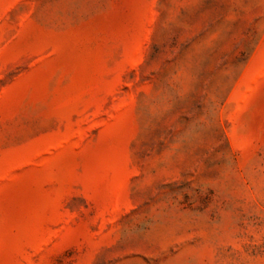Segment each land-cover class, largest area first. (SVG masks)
I'll return each instance as SVG.
<instances>
[{
	"label": "rangeland",
	"instance_id": "rangeland-1",
	"mask_svg": "<svg viewBox=\"0 0 264 264\" xmlns=\"http://www.w3.org/2000/svg\"><path fill=\"white\" fill-rule=\"evenodd\" d=\"M0 264H264V0H0Z\"/></svg>",
	"mask_w": 264,
	"mask_h": 264
}]
</instances>
